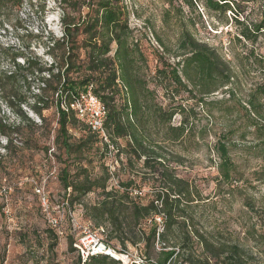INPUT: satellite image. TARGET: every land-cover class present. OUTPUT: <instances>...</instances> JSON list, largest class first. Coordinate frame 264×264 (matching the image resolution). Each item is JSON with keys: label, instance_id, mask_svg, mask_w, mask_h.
Listing matches in <instances>:
<instances>
[{"label": "trees", "instance_id": "16d2710c", "mask_svg": "<svg viewBox=\"0 0 264 264\" xmlns=\"http://www.w3.org/2000/svg\"><path fill=\"white\" fill-rule=\"evenodd\" d=\"M15 1L22 5L23 0ZM56 1L62 7L63 37L49 42L46 54L53 56L56 50L61 51V66L57 73H54L53 65L41 67L21 53L16 59L23 57L24 67L17 62L14 64L17 70L31 71L39 77V93L31 95L30 105L36 116L42 117V110L48 107L50 101L46 93L56 97L59 127L54 145L66 156L58 177L64 193L57 203L49 199L51 206L68 203L66 223L72 236L69 249L77 256L74 264H124L104 255L86 261L81 258L73 245L75 232L71 216L75 215L72 208L75 205L82 207L84 224L90 225L93 231L104 230L101 235L109 247L120 248V254H130L129 249L133 248L145 264L152 260L156 264H256L255 257L242 246L212 237L197 227L194 212L203 200L197 188L179 175L177 166L183 164L184 157L174 148L185 145L193 133L191 120L198 117L197 108H186L182 103L191 99L205 108L211 122L216 119L214 109L225 116L238 113L240 119L245 120V127L253 129L252 134L260 147L256 156L264 159V55L252 50L248 55L240 56L237 72L216 48L183 29L177 48L179 60L172 65L163 57L158 58L155 89H152L143 75L148 60L136 31L130 26L131 14L126 0ZM176 1L166 0L171 6ZM184 2L195 13H198L197 8L203 7L210 15L224 17L227 22L230 13L239 28L240 35L236 37L239 43L244 40L254 45L261 38L264 43V0ZM250 5L261 7L257 22L240 19ZM54 65L58 66V63ZM252 72L257 74L255 83L245 99H238L242 80ZM46 73L48 79L43 77ZM4 78L13 80L16 76L5 74ZM27 80L24 79L23 85ZM89 86H93L94 95L105 107L104 128L111 145L118 150L115 158L117 156L121 167L117 168L116 185H111L115 174L109 170L108 146L103 136L92 132L71 108L78 95ZM158 88L169 104L158 101ZM219 91L227 94L229 99L208 101ZM7 98L8 104L13 106L16 95ZM228 101L234 103L233 107H222ZM23 104H28L25 98L21 99L19 108ZM177 115L181 116V121L174 125ZM80 125L84 126L86 134L75 139L70 130L78 129ZM14 130L0 116V135L7 138L4 149H9ZM234 132V127H230L219 136L215 135L218 187L225 183L233 186L237 182V164L231 157L230 137ZM92 150L104 154L98 174H92L82 163V158ZM258 180L264 181V170ZM90 194H97V201L86 203L84 199ZM36 196L41 206L40 197ZM41 214L44 217L42 206ZM160 215L164 216L163 232L159 231L160 224L156 221Z\"/></svg>", "mask_w": 264, "mask_h": 264}, {"label": "rangeland", "instance_id": "374dc122", "mask_svg": "<svg viewBox=\"0 0 264 264\" xmlns=\"http://www.w3.org/2000/svg\"><path fill=\"white\" fill-rule=\"evenodd\" d=\"M184 1L177 0L171 6L166 0H126L131 14L130 26L136 31L148 60L143 75L152 89H155L158 58L161 56L172 65L179 60L176 57L179 52L177 48L183 29L190 31L197 40L216 48L237 72L240 56H246L252 50L264 55L263 38L254 45L244 40L241 43L236 41L240 35L239 28L230 13L227 14V22L224 17L210 15L203 7L197 8L198 13H195ZM260 11V5H250L240 19L248 23L257 22ZM61 13L62 7L56 0H23L22 5L14 0H0V116L15 129L10 135L12 143L9 149H4L6 136L0 135V264H74L77 258L76 253L69 249L72 236L68 224L64 226L65 236L57 237L42 216L34 191L35 186L42 187L54 203L60 201L64 193L58 177L66 156L55 144L54 158L48 157L59 127L56 97L45 94L50 102L42 110L39 122L30 106L33 101L31 95L38 94L39 77L31 71L17 70L14 64L17 62L24 67L23 57L16 59V55L21 53L41 67H49L52 63L54 73H57L62 53L58 49L53 56L47 55L46 47L49 42L63 37ZM54 63H58V66ZM5 74H13L16 79L5 80ZM43 77L49 78L47 73ZM256 77L257 74L252 72L242 80L238 99H245ZM27 78L28 82L23 85ZM11 94L16 95L12 99L13 106L8 104L7 96L12 97ZM157 95L160 103L169 104L159 88ZM185 97L188 98V95ZM23 98L28 104L19 108ZM227 99L229 96L219 91L208 101ZM182 103L186 108L196 107L198 113V117L191 120L194 130L188 141L174 148L184 157L183 164L177 166L179 175L197 188L203 200L196 203L194 213L197 227L212 237L242 246L255 257L256 264H264V181L258 180L263 174L264 159L256 156L260 147L252 134L253 129L245 127V120L240 119L238 113L225 116L214 109L216 119L211 122L205 108L199 107L195 100ZM225 103L222 107L227 109L234 105L229 101ZM180 121L181 116L177 115L173 124L179 125ZM230 127L235 129L230 139L231 157L237 164V182L233 186L225 183L218 187L216 164L219 159L214 151L215 135L219 136ZM84 129L80 125L78 129H71L70 133L79 139L86 134ZM102 154V151L92 150L82 158V163L92 174L100 173ZM120 167L119 164L118 169ZM117 173L118 170L111 185L117 184ZM97 199V194H90L84 201L93 203ZM57 205L60 204L54 206ZM72 208L74 216L83 225L82 207L75 205ZM52 245H55L54 249ZM115 250L121 253L120 248ZM129 253L128 262L138 259L139 252L135 249L130 248ZM149 264L156 262L152 260Z\"/></svg>", "mask_w": 264, "mask_h": 264}, {"label": "built area", "instance_id": "2783aa9c", "mask_svg": "<svg viewBox=\"0 0 264 264\" xmlns=\"http://www.w3.org/2000/svg\"><path fill=\"white\" fill-rule=\"evenodd\" d=\"M52 66V63H50ZM42 87L45 85L40 83ZM39 93V90H38ZM71 108L77 111L81 121L91 129L92 132L98 133L103 136L104 142L108 146L107 157L109 159V170L112 175L115 174L119 167V162L115 158L118 150L111 145L109 137L106 134L104 128V121L106 119V110L101 101L94 95L93 86H89L86 91L80 93L76 100L71 105ZM63 109L67 110V108ZM34 116V115H33ZM40 122V118L35 116ZM55 154L54 142L49 149V158L53 159ZM36 194L40 197L43 214L48 224L57 232L59 237H64L66 234L65 223L67 221V207L68 203L65 202L61 205L51 206L49 196L45 193L42 187H36ZM70 193V191H68ZM72 227L75 234L74 247L77 250L81 258L86 261L91 257L104 255L110 257L116 261H121L124 264H129L128 258L130 254H118L116 250L109 247L103 240L100 231H93L88 224L81 225L79 221L72 215ZM156 221L160 224V232H163L164 216L160 215L156 217ZM127 256V257H126ZM126 258V259H125ZM130 264H145V262L138 258L136 261Z\"/></svg>", "mask_w": 264, "mask_h": 264}]
</instances>
